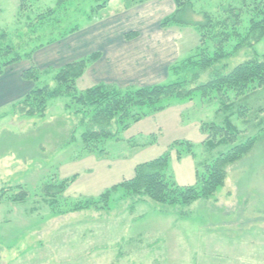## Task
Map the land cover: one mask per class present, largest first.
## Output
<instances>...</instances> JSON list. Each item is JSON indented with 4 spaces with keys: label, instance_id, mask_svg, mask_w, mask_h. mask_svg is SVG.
Instances as JSON below:
<instances>
[{
    "label": "rangeland",
    "instance_id": "1",
    "mask_svg": "<svg viewBox=\"0 0 264 264\" xmlns=\"http://www.w3.org/2000/svg\"><path fill=\"white\" fill-rule=\"evenodd\" d=\"M59 2L0 0V66L62 39L76 26L105 19L119 7H127L128 0H112L108 8L98 11L93 10L94 0ZM222 2L196 0L199 14L190 11L187 19L202 22L203 10L215 13ZM50 9L55 10L51 16ZM181 34L182 58L187 59L199 49L200 37L195 27L181 28ZM263 56L264 38L216 66L229 74L240 64ZM216 66L200 71L199 79H195L196 71H187V77L181 76L184 88L193 90L208 82ZM177 76L174 74L166 83L177 81ZM53 79L54 72L49 71L38 86L54 87ZM89 87L85 80L77 85L80 92ZM213 98L197 92L193 103H187L188 111L177 127L164 124L170 122L171 115L158 117L153 123L144 121L126 135H120L121 129L115 126L113 133L118 137L102 141V152L95 154L85 150L81 138L84 114H90L71 98L52 99L33 117L23 115L14 106L1 109L0 264H264V252L260 251L264 247V89L240 99L231 96L235 114L232 121L241 132L236 144L251 137L256 141L246 155L228 167L225 186L210 199L185 206L169 205L126 196L121 190L108 204L71 211L87 199H97L133 179L138 165L160 158L177 141L195 145L197 158L186 155L182 163L178 162L177 151L172 148L169 173L180 186L195 185L198 163L202 170V165L232 146L214 151L203 146L205 135L199 130L202 124L224 125L225 115L219 113L221 99ZM172 101L189 102L180 98ZM241 110L245 111L242 117L237 114ZM160 124L164 128L159 135L154 132ZM154 138L156 143L147 145ZM80 160L83 162L68 164ZM105 161L107 166L110 162L128 163L104 169ZM89 170H93L92 175ZM75 176L58 198L47 196L48 186H59ZM24 193L25 200H15ZM54 200L57 206L51 204ZM57 208L70 211L55 215ZM251 231L260 236H251ZM249 245L258 246V251H246ZM252 256L258 261H250Z\"/></svg>",
    "mask_w": 264,
    "mask_h": 264
},
{
    "label": "trees",
    "instance_id": "2",
    "mask_svg": "<svg viewBox=\"0 0 264 264\" xmlns=\"http://www.w3.org/2000/svg\"><path fill=\"white\" fill-rule=\"evenodd\" d=\"M64 0H60L61 4ZM152 0H128L129 7L143 4ZM177 6L176 12L165 18L161 24L163 28L173 26L195 27L199 33L200 46L195 54L184 59L174 66L171 71L178 75L179 79L172 83L155 85L143 88L120 89L116 86L97 85L87 91L80 92L76 83L85 74L89 63L99 59L100 54L96 53L81 61L71 63L58 70L54 75L55 86L39 87L41 83V71L36 67L23 72L22 77L33 81L36 87L21 102L14 105V108L28 117L36 116L39 110L44 111L47 103L56 98L66 97L74 100L75 104L81 107L90 116L85 115V123H82L84 133L81 138L88 153H100V143L118 137L113 133V127L121 129L120 135L131 128L139 121L156 113L167 110L173 106V99L194 101L197 92H201L204 98L221 99L222 108L219 113H224V125L202 124L201 131L207 135L203 146L207 151H214L224 145H232L231 148L219 154L216 159L202 165H197V181L195 185L182 187L178 185L173 176L169 173L171 163V149L177 151L178 160L181 161L186 155L197 158L195 145L191 142H175L170 150L160 158L148 163L138 165L135 169V176L131 180L112 187L97 199L90 198L77 206L72 212L87 209L98 204H108L112 196L123 190L126 196L149 198L157 203L169 205H189L200 199H210L220 188L225 186L228 167L240 160L255 145L256 137L249 138L246 142L236 144L240 130L234 124L232 112L234 102L231 96L236 99L243 98L252 92L264 89V56L255 58L237 66L229 74L220 72L217 64L226 58L236 54L245 47H253L264 38V0H223L225 3L217 6L219 11L203 10L204 21L195 22L187 19L188 12L197 13L195 9L196 0H174ZM111 0H94L93 10L106 9ZM217 9V10H218ZM50 9L48 14H54ZM217 12V13H216ZM214 13V14H213ZM47 14V15H48ZM79 27L73 28L74 33ZM137 34L132 33L127 39H132ZM31 53L27 58H31ZM198 59H197V58ZM24 57L16 58L3 63L0 66V76L11 65L20 62ZM216 66L211 79L193 90L184 88L181 76L187 77L186 72L196 71L195 79L200 78V71L205 72ZM38 104V106H37ZM31 106V107H30ZM244 110V108H242ZM237 114L241 117L245 111ZM76 138L74 137V140ZM73 140V141H74ZM157 139L147 145L155 144ZM146 146V145H144ZM76 176L71 180H64L59 186H48L47 196L56 199L75 181ZM55 190V195L51 191ZM27 195L19 194L16 201H22ZM57 206V200L51 202ZM83 205V206H81ZM54 211L55 215L66 214L68 211Z\"/></svg>",
    "mask_w": 264,
    "mask_h": 264
},
{
    "label": "crops",
    "instance_id": "3",
    "mask_svg": "<svg viewBox=\"0 0 264 264\" xmlns=\"http://www.w3.org/2000/svg\"><path fill=\"white\" fill-rule=\"evenodd\" d=\"M111 3L112 0L109 6ZM176 10L174 0H152L132 7L121 6L105 19L95 23H86L82 27L77 26L79 28L76 32L30 52L31 58H27L25 54L23 60L8 67L0 76V110L21 102L36 87L33 81L22 77L26 70L36 67L43 76L49 71H53L55 75L63 67L96 53L100 54L99 59L88 64L84 76L77 81L76 86L82 80L91 85L88 89L102 84L116 86L122 90L167 84L166 81L175 74L171 71L172 66L184 60L181 41V28L183 27L163 28L161 26L163 20L173 15ZM132 33L137 35L132 39H127V36ZM187 103L189 105L193 102L175 103L167 110L135 123L124 134H129L132 129L142 125L144 121L149 120L153 123L158 117L165 118L167 115H171L170 122L164 124L177 127L188 111L186 110ZM163 126L160 124L154 133L162 134ZM146 128L151 130L149 126ZM199 130L202 132L201 127ZM148 134L142 133L143 136ZM206 139L207 135L204 140ZM183 159L178 162L182 163ZM82 162L83 160H80L68 164ZM104 163L107 162L102 164L106 167L104 169H112L115 165L124 167L128 161H117L113 164L110 162L108 166ZM88 172L89 175L93 174V170ZM80 179L81 176L74 185ZM251 234V236H260L259 233L256 235L253 231ZM246 251L255 253L258 251V246H246ZM260 251L264 252V247ZM252 260L253 262L258 261V257L252 256L250 261Z\"/></svg>",
    "mask_w": 264,
    "mask_h": 264
}]
</instances>
